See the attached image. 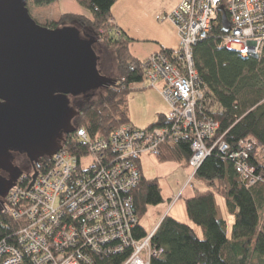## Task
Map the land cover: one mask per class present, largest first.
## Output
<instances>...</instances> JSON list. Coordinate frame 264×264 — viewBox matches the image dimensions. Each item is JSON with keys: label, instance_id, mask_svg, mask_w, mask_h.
<instances>
[{"label": "built area", "instance_id": "1", "mask_svg": "<svg viewBox=\"0 0 264 264\" xmlns=\"http://www.w3.org/2000/svg\"><path fill=\"white\" fill-rule=\"evenodd\" d=\"M220 6L230 23L220 45L239 46L243 56H262L264 0H180L171 14L162 17L176 26L178 47L143 60V78L137 84L162 90L170 106L166 119L171 128L140 129L129 123L108 138L96 139L83 128L75 129L68 135L70 143L83 146L73 153L64 142L42 164L35 180V172L23 175L2 200L1 212L17 222L18 229L12 241L0 242V264H100L128 250L122 264H151L162 253L151 244L157 229L136 239L139 218L133 193L142 178V157L147 152L157 157L166 140L191 142L194 173L216 147L231 151L247 187L256 183L259 178L248 161L251 153L264 155L262 145L245 138L233 151L222 138L213 140L219 124L198 116L207 90L195 67L194 48L216 25L223 30Z\"/></svg>", "mask_w": 264, "mask_h": 264}, {"label": "trees", "instance_id": "2", "mask_svg": "<svg viewBox=\"0 0 264 264\" xmlns=\"http://www.w3.org/2000/svg\"><path fill=\"white\" fill-rule=\"evenodd\" d=\"M55 1L28 0L27 7L29 9L30 4L43 7ZM117 2L78 0L90 13L89 17L65 13L60 15L59 21L44 25L56 29L60 25L77 23L91 29L90 36L103 42L116 56L117 73L113 86L85 100L79 107V116L74 120L76 129H85L91 139L108 138L118 127L130 123L128 97L131 88L143 78V61L130 51L134 39L113 21L112 8ZM224 34L218 24L211 36L194 48L195 67L207 90L198 111L199 119L206 117L217 122L219 129L213 140L222 138L233 151L238 150L239 141L245 138L255 139L264 148V49L260 58L243 56L233 47L220 45V37ZM171 125L166 115H159L148 129L160 126L171 128ZM70 139L72 136L65 139L70 152L74 153L78 146H83L77 141L70 143ZM211 144L212 141L209 142ZM231 154V151L221 152L216 147L193 175V179L207 190H195L194 196L185 200V209L189 221L201 229L203 237L200 238L190 224L166 216L151 242L152 247L162 250V253L153 257L151 264H264V225L261 224L264 155L258 157L251 153L248 163L254 167L259 179L253 186L247 187ZM192 155L190 141L166 140L157 159L161 163L178 162L190 167ZM49 161V158L41 160L43 166ZM133 195L139 218L135 237L142 239L148 235L141 224L148 206L160 205L164 199L158 180L146 179L143 173ZM216 196L225 199L228 212L234 216L231 239L227 237V221L220 215ZM17 229V222L0 210V242L12 241ZM129 253L130 250L111 255L102 259L100 264H122Z\"/></svg>", "mask_w": 264, "mask_h": 264}, {"label": "water", "instance_id": "3", "mask_svg": "<svg viewBox=\"0 0 264 264\" xmlns=\"http://www.w3.org/2000/svg\"><path fill=\"white\" fill-rule=\"evenodd\" d=\"M27 1L0 0V203L22 174L12 153L35 165L53 157L76 129L80 112L71 98H89L114 84L99 70L97 39L75 24L56 29L38 24ZM219 11L223 31L229 32L224 7Z\"/></svg>", "mask_w": 264, "mask_h": 264}, {"label": "crops", "instance_id": "4", "mask_svg": "<svg viewBox=\"0 0 264 264\" xmlns=\"http://www.w3.org/2000/svg\"><path fill=\"white\" fill-rule=\"evenodd\" d=\"M129 3L130 5L128 8H125L121 3H119L117 9L115 6L117 4L116 3L112 8V14L114 18L113 20L114 23L121 30H123L130 38L134 39V41L130 45V51L133 54V56L143 61L146 60L150 55L159 52L162 49L173 50L174 48L176 49V47H178V42H179L178 31L174 23L170 19H166L162 24H160L159 19H161L162 15L171 14L180 4V0H131ZM54 4H56V6L61 11V15L65 13H75L87 17L90 16V13L88 11L79 8L78 9L76 8L75 10L70 9L71 11L68 10L67 6H73V7L80 6L77 0H57L54 2ZM124 13H127L128 15L132 16V18L135 20L137 25L134 31L128 24H126L123 21V18L125 17ZM144 94L153 95L159 101L164 100L165 102L164 104L158 105L157 103L153 106L154 114H153L152 123H155L159 115L167 114V111L169 109L167 105L168 103L163 98L160 91L157 89L147 90ZM157 162L158 163H155V168H159L158 169L159 174H154L153 176H149L148 172L144 170L143 161H141L142 173L146 179H157L161 187V190L163 191V187L161 185V183H163L162 182L163 176L161 171L166 164H169L171 162L161 163L158 161V159ZM177 164L181 165L178 167L177 170L179 171L181 169L180 172L182 173V175L188 179V181L186 182L187 184H185V186L194 185V182L192 181L194 175L193 169L178 162ZM194 188H195L194 193L195 190H199V191L207 190V188L202 185H198V186L194 185ZM191 194L192 193L190 192L189 195ZM176 196H178V194L175 196L171 195L167 199L163 197L164 202L160 204L159 207L148 206L146 216L141 220L142 226L146 229L148 233L155 231L166 216H170L176 219L177 221L186 224L191 223L186 213L185 202H184V211H183L181 207L177 206L178 201L176 199ZM179 197L180 199L182 198L181 195ZM176 207L177 210H175ZM151 212L155 213V215L151 214ZM197 230L199 229H195V231L198 233ZM199 232H201V229L199 230Z\"/></svg>", "mask_w": 264, "mask_h": 264}, {"label": "rangeland", "instance_id": "5", "mask_svg": "<svg viewBox=\"0 0 264 264\" xmlns=\"http://www.w3.org/2000/svg\"><path fill=\"white\" fill-rule=\"evenodd\" d=\"M131 0H118L116 6V9L119 5V3H121L125 8H128L130 5ZM78 2V0H77ZM74 5V4H73ZM80 5V4H79ZM68 10H75L76 8L78 9H82L85 10L81 5L80 6H67ZM71 9V10H70ZM29 12L31 14V16L38 22V24L44 26V25H48L50 23H52L53 21L58 20L60 18L61 15V11L59 10V8L56 6V4H50L47 6H43V7H36L32 4L29 5ZM125 17L123 18V21L128 24L132 30L134 31L136 28V22L135 20L132 18V16L128 15L127 13H124ZM164 15L161 16V19H159L160 24H162L164 22V20L162 19ZM163 20V21H161ZM169 22V21H168ZM71 24H77V23H67L64 25H71ZM62 26V25H60ZM71 26H75V25H71ZM78 27H80L83 32H84V36H86L87 34H92L91 29L88 28H84L81 27L80 25L77 24ZM177 48V47H176ZM96 52L98 54L99 57V70L101 72L102 75L108 77V78H115L116 73H117V61H116V56L115 54H113L112 51L108 50L105 45L103 44V42L101 43V41L99 40L98 43L95 46ZM175 49V48H174ZM234 50L238 51L239 50V46L234 45L233 48ZM150 89H157L160 91L161 93V89L155 87V88H149V89H141L138 85H134L131 88V93L128 97V103H129V117H130V121L131 124L137 128L140 129H145L146 127L150 126V124H153V114H154V105L158 103L159 104H164V100H158L157 98H155V96L153 95H145L144 93L147 90ZM92 97H89L88 99H84V100H80L79 104H77V106H81L82 103H84L85 100H89L92 99ZM168 105V104H167ZM169 109L167 111V113L170 110V106L168 105ZM157 157H155L153 154L147 152L144 154V156L142 157V161L144 163V170L146 172H148L149 176H153L154 174H159V168H155V163L157 162ZM156 160V161H155ZM181 166L180 164L178 165L177 162H171L169 164H166L161 173H162V182L161 185L163 187V197L165 199H167L168 197H170L171 195H177L176 199H177V206L181 207L182 210L184 211V202L186 199H189L193 196L194 193V185L198 186L201 185L199 184L197 181H195L194 179L192 180L194 182V185H186V182L188 181V179L182 175V173L180 172L181 169L178 171V167ZM203 186V185H202ZM183 189V190H182ZM182 190V192H181ZM181 192V193H180ZM192 193L191 195H189V193ZM182 196V198L180 199L179 196ZM217 199V203L219 205V210H220V215L227 221V237L229 239L232 238V226L234 223V216L230 215V213L227 210L226 204H225V199L221 196H216ZM169 203V202H166ZM160 205L156 206L159 207ZM175 210H177V207L175 208ZM151 214H154L153 212H151ZM150 214V215H151ZM262 220H261V224H264V211L262 213ZM192 223V222H191ZM190 225H192L195 229H199V227L193 225V223ZM198 231V234L200 235V238H202V234L201 232Z\"/></svg>", "mask_w": 264, "mask_h": 264}, {"label": "flooded vegetation", "instance_id": "6", "mask_svg": "<svg viewBox=\"0 0 264 264\" xmlns=\"http://www.w3.org/2000/svg\"><path fill=\"white\" fill-rule=\"evenodd\" d=\"M84 99H88V98L87 97L71 98V106H73L79 111L80 106H77V104H79L80 100H84ZM12 157H13L12 161L14 166H16L22 173L20 177H22L23 175L31 174L32 172H36V171L38 172V170H40L42 167L41 160L37 165H35L27 158L26 155L20 154L19 152H13ZM1 175L6 179H10V174L5 171H1ZM1 204L2 202L0 203V205Z\"/></svg>", "mask_w": 264, "mask_h": 264}, {"label": "bare ground", "instance_id": "7", "mask_svg": "<svg viewBox=\"0 0 264 264\" xmlns=\"http://www.w3.org/2000/svg\"><path fill=\"white\" fill-rule=\"evenodd\" d=\"M192 149V148H191ZM192 153H193V151H192Z\"/></svg>", "mask_w": 264, "mask_h": 264}, {"label": "clouds", "instance_id": "8", "mask_svg": "<svg viewBox=\"0 0 264 264\" xmlns=\"http://www.w3.org/2000/svg\"><path fill=\"white\" fill-rule=\"evenodd\" d=\"M224 32V31H223ZM225 33V32H224Z\"/></svg>", "mask_w": 264, "mask_h": 264}]
</instances>
